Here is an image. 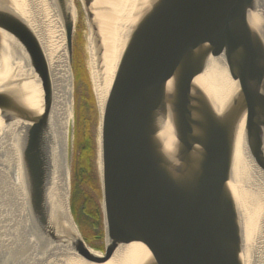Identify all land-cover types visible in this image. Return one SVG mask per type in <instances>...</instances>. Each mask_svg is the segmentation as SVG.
Instances as JSON below:
<instances>
[{
  "label": "water",
  "instance_id": "95a60500",
  "mask_svg": "<svg viewBox=\"0 0 264 264\" xmlns=\"http://www.w3.org/2000/svg\"><path fill=\"white\" fill-rule=\"evenodd\" d=\"M96 1L79 3L97 65L100 29L117 37L102 116L103 252L78 228L71 182L67 211L55 195L49 63L15 0H0V45L16 54L0 87V136L15 128L9 176L28 237L80 264H249L255 218L241 181L243 158L264 172V0ZM56 2L74 105L75 24ZM217 59L227 95L211 79Z\"/></svg>",
  "mask_w": 264,
  "mask_h": 264
},
{
  "label": "bare ground",
  "instance_id": "6f19581e",
  "mask_svg": "<svg viewBox=\"0 0 264 264\" xmlns=\"http://www.w3.org/2000/svg\"><path fill=\"white\" fill-rule=\"evenodd\" d=\"M20 9L26 15L31 25L39 36L49 63L53 86V118L55 122L54 135L56 146H53L52 172L56 178L55 195L67 211L70 196V165H69V126L72 120L73 110V85L72 72L66 55V43L61 23V17L56 0H15ZM67 12L71 15L74 24L77 23L79 9L77 2L80 0H65ZM98 5L107 0H97ZM101 6V5H100ZM83 25V24H82ZM106 30L100 29L104 46L103 61L98 65L94 57L92 41L89 39V51L87 61L86 38L84 32L79 37L83 39L79 49L84 57V66L89 73L90 83L96 96L98 110L101 115L98 126L93 127L92 132L98 145L96 168L101 173V135L102 116L105 107L108 90L117 60V49L114 43L117 37L106 24ZM120 36V33L117 35ZM16 54L0 45V87L3 80L10 73L9 58ZM213 68L211 79L215 81L217 93L226 94L230 89V81L226 74L222 60L217 59ZM212 72V71H211ZM86 87L79 85V95L82 99L86 93ZM218 99V105L224 102ZM92 115L88 113L89 119ZM1 131V130H0ZM97 131V132H96ZM15 128L7 131V136H0V208H4L8 216L7 222L0 223V264H80L79 259L65 250L55 247L41 252L37 242L26 233V224L22 216V201L18 190L13 185L9 172L14 164V147L12 139ZM96 133V134H95ZM95 160V162H96ZM244 179L241 188L244 200L252 210V232L250 243L249 264H264V172L249 158H243ZM124 257V256H123ZM123 257H118V261Z\"/></svg>",
  "mask_w": 264,
  "mask_h": 264
},
{
  "label": "trees",
  "instance_id": "16d2710c",
  "mask_svg": "<svg viewBox=\"0 0 264 264\" xmlns=\"http://www.w3.org/2000/svg\"><path fill=\"white\" fill-rule=\"evenodd\" d=\"M82 43V38H78L74 48L75 83L78 91L76 95V152L72 168L71 206L75 219L81 223L86 232L84 235L85 240L92 248L99 249V247L94 246V243L91 242L94 239L97 241L104 239L103 231L100 230L102 233L97 232L100 228V221L101 223L103 222L101 205H94L92 200H90L92 197L86 193L82 196L81 193L77 195L76 190L77 186H80V188L90 187L96 195H101L99 175H97L95 167L97 146L92 132L93 127L98 123V112L84 66V57L79 49V45L82 46ZM80 84L87 88L85 96L82 99L79 95ZM88 113L92 115L91 119H89Z\"/></svg>",
  "mask_w": 264,
  "mask_h": 264
},
{
  "label": "rangeland",
  "instance_id": "374dc122",
  "mask_svg": "<svg viewBox=\"0 0 264 264\" xmlns=\"http://www.w3.org/2000/svg\"><path fill=\"white\" fill-rule=\"evenodd\" d=\"M77 5H78V9H79V16H78V20H77V23H75V36H74V42H76V40L79 37V34L80 32H84V36L86 38V52H87V61L89 60L88 58V51H89V44H88V37H89V31H88V26H87V21H86V17L83 13V9H82V6L79 2H77ZM83 24V25H82ZM83 40V39H82ZM87 73V72H86ZM88 75V80H90L89 78V73L87 74ZM91 81H89L90 83ZM90 86H91V91H92V94L94 96V93H93V84L90 83ZM77 91H78V87L75 88V91H74V96L77 95ZM95 99V97H94ZM96 103V101H95ZM76 106H77V98H76V101L74 102V105H73V110L75 109L76 110ZM76 117L74 115V118L72 117V120H71V123H70V132H69V164H70V182H71V179H72V167H73V161H74V155H75V152H76V149H75V146H76ZM88 126V125H87ZM98 126V123L96 125V127ZM89 128V127H88ZM81 131V130H80ZM82 132V131H81ZM97 132V131H96ZM96 134V133H95ZM96 142V140H95ZM96 146H97V142H96ZM96 156H97V152H96ZM97 164V160L95 162ZM96 167V166H95ZM96 171H97V175H98V168H96ZM72 186V185H71ZM83 189V191H82ZM76 190H77V195H79L81 193V196L86 193L88 196L92 197V199L90 198V200H92L93 204L94 205H101V195H96L94 193V191L92 190V188L90 187H81L80 186H77L76 187ZM81 191V192H80ZM79 210V209H78ZM7 213L6 211L4 210V208H0V223L3 225H5V223L7 222V217L6 216ZM75 218V217H74ZM76 220V219H75ZM77 225H78V228L81 232V234L84 235L86 234L84 228L82 227L81 223H79L77 220ZM103 231L104 233V227H103V222L101 223L100 221V228L98 229V233H100L101 231ZM90 232V231H89ZM97 233V234H98ZM102 233V232H101ZM102 235V234H100ZM103 236V235H102ZM91 243H94V246H97L99 247V249H95L99 252H103L104 251V240L102 241H97L96 239L92 240ZM101 248V249H100ZM103 248V249H102Z\"/></svg>",
  "mask_w": 264,
  "mask_h": 264
}]
</instances>
